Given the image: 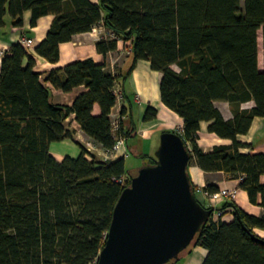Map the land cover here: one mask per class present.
I'll use <instances>...</instances> for the list:
<instances>
[{"label": "trees", "instance_id": "16d2710c", "mask_svg": "<svg viewBox=\"0 0 264 264\" xmlns=\"http://www.w3.org/2000/svg\"><path fill=\"white\" fill-rule=\"evenodd\" d=\"M25 11L32 13V27L43 16L54 17L45 39L35 48L50 63L59 61L61 43L99 25L116 37L98 41L97 51L106 57L117 50L119 41H131L133 62L121 75L91 58L51 70L45 81L56 89L87 88L72 105H60L51 103V90L35 70L29 48L15 42L3 55L0 264H93L98 259L114 207L131 182L125 158L101 161L81 145L77 158L58 161L49 147L55 141L74 139L75 130L65 124L74 114L95 144L111 149L113 88L120 81L125 94L121 114L126 115L131 104L126 103L125 81L138 60L149 61L153 70L162 73L161 101L182 118L179 133L191 159L205 172H223L238 180L250 203L263 210L255 216L235 201H221L217 204L221 214L216 219L212 214L185 252L204 248L207 255L202 264H264V243L243 228L253 233L264 230V153H242L248 145L237 139L249 132L254 118H264V0H0V27L9 15L13 26L21 28ZM216 102L229 103L233 118L225 119ZM249 102L254 106L242 107ZM95 105L100 108L97 115ZM157 115L158 110L148 106L143 119L150 121ZM202 122H210V133L232 143L204 152L198 145ZM132 123L130 118L126 128L123 120L120 127L127 146L135 131ZM204 189L211 194L219 190L216 185ZM227 210L234 215L231 221L223 219ZM183 254L170 264L180 263Z\"/></svg>", "mask_w": 264, "mask_h": 264}, {"label": "crops", "instance_id": "0c3cea01", "mask_svg": "<svg viewBox=\"0 0 264 264\" xmlns=\"http://www.w3.org/2000/svg\"><path fill=\"white\" fill-rule=\"evenodd\" d=\"M94 3H98L99 0H91ZM52 15L41 17L37 21L35 27L31 26L32 13L31 11H25L23 15L24 25L14 27L12 24V18L7 15L5 18V25L0 27V68L3 55L10 50L13 43L18 41L21 33H25L28 37L34 40V45L31 49L33 52L36 67L35 70L41 73V80L50 88L51 97L50 101L53 104L60 105H72L76 97L87 90L85 86L75 87L70 92H64L63 90L56 89L50 82H46L45 79L49 72L56 68H63L66 65L84 60L87 58L93 59L96 63H106L107 67L112 72H117L119 75L125 73L133 62L132 57V42L119 41L117 50L109 53L106 57L100 54L96 49V43L101 40L102 35L99 30H92L86 33H80L73 37L70 42L60 44V58L57 63H50L43 57L39 56L35 52V48L45 39L48 30L50 29L53 21ZM99 28V26L97 27ZM174 68L177 69L176 66ZM162 73L151 68L150 62L147 60H138L130 76L125 81V89L127 93V106L129 109L127 114L123 117L126 128L128 127L129 120L133 121L132 128H135L134 133L128 139V149L130 154L136 151L143 154V146L137 141L143 139L148 142L149 148L157 147L159 142L155 141V138L164 131H176L180 132L183 127V120L172 110L167 108L160 98V81ZM130 87L133 95L131 99L126 86ZM133 103L138 105L137 117H134ZM221 107L215 103L220 109L225 119L233 118V112L230 104L227 102H220ZM228 104V105H226ZM148 106H152L158 110L157 118L145 121L143 119L145 111ZM254 106V102H249V107L242 105L243 108H251ZM100 108L98 105L94 106V114H99ZM65 124L75 130L74 139H64L61 141H55L50 144L49 150L53 157L62 161L66 157L77 158L82 151L81 145L85 146L87 150L93 153L98 160L101 161H115L118 157L106 158V150L100 145L95 144L91 138H89L82 130L75 115L71 114L65 121ZM210 122H202L201 129L199 131L198 145L204 152H210L214 146L217 145H229L232 143L231 139H225L217 136L214 133L208 131ZM131 139V140H130ZM238 141L247 144L248 146L241 148L242 153H264V118H254L249 132L247 134L238 135ZM136 140V143H134ZM133 141V144H130ZM155 145V146H154ZM135 147V148H134ZM126 159V157H125ZM126 161V160H125ZM188 171L191 176L193 185L195 187L204 188L207 185H216L219 190L221 189H234L237 191L235 203L242 208L248 214L260 216L262 214V208L250 203L247 192L239 188L238 180L229 179L223 172H205L199 168L195 159H191L188 166ZM264 183V176L261 178ZM198 200L205 206L207 201H210L208 197L203 195H197ZM221 203V202H219ZM212 202L210 201V205ZM234 215L230 211H225L223 219L226 221L233 220ZM256 233L264 237V230L255 229ZM207 251L201 246L195 247L190 254L182 259L178 264H202Z\"/></svg>", "mask_w": 264, "mask_h": 264}, {"label": "water", "instance_id": "95a60500", "mask_svg": "<svg viewBox=\"0 0 264 264\" xmlns=\"http://www.w3.org/2000/svg\"><path fill=\"white\" fill-rule=\"evenodd\" d=\"M152 159L130 176V185L123 189L97 264H170L211 218L214 209L205 207L194 191L188 171L191 152L183 136L162 132ZM235 215L243 225L238 210Z\"/></svg>", "mask_w": 264, "mask_h": 264}, {"label": "built area", "instance_id": "2783aa9c", "mask_svg": "<svg viewBox=\"0 0 264 264\" xmlns=\"http://www.w3.org/2000/svg\"><path fill=\"white\" fill-rule=\"evenodd\" d=\"M98 27V26H97ZM93 28V30H99V33L102 35L101 39H108V38H115V34L109 30H107L104 25H99V28ZM19 43L24 45L25 47L31 49L34 45V40L28 37L25 33H21L18 38ZM113 93L115 95V106L111 112V126L112 131L115 135V143L113 144L112 148L106 151V158H113V157H127L130 152L127 146V138L120 134V127L123 121V117L125 115L121 114V109L125 100L124 89L120 81L115 82V86L113 88ZM182 131V129H181ZM180 131V132H181ZM120 182L124 184L126 182V178L123 177ZM196 195H203L208 197V199L212 202L211 206L214 209L213 217L216 219L220 214L221 211L217 208V204L221 201L225 200H236L237 191L234 189H221L219 192L211 194L206 191L204 188L196 187L194 189ZM97 264V260L93 263Z\"/></svg>", "mask_w": 264, "mask_h": 264}, {"label": "rangeland", "instance_id": "374dc122", "mask_svg": "<svg viewBox=\"0 0 264 264\" xmlns=\"http://www.w3.org/2000/svg\"><path fill=\"white\" fill-rule=\"evenodd\" d=\"M258 47H259V68L260 69H262L263 68V38H262V29H260L259 31H258ZM126 88H127V91H128V93H129V95H130V97H131V95H133L132 94V92H131V89H130V87H129V85L128 86H126ZM131 99L133 100V97H131ZM217 105L219 106V107H221L222 106V104L220 103V102H217ZM226 105H228V104H226ZM133 106H134V117L136 118L137 117V112H138V105L137 104H135V103H133ZM244 106H247V107H249V103H245L244 104ZM231 107V106H230ZM231 109H232V107H231ZM160 135H161V133L159 134V136H157L156 138H155V141L156 142H159L160 141ZM131 140V139H130ZM141 146H143V154H148L147 156L146 155H140V153L139 152H141L140 150H139V152L138 151H136L135 150V152L133 153V154H131V155H128L127 157H126V161H125V165H126V171H127V173L129 174V175H133V174H136L137 172H138V170H139V168H141L142 166H144V165H147V164H149V162H150V158H152V157H154L155 156V153H156V150H157V148H158V146L157 147H153L152 149L151 148H149V146H148V142L147 141H145V140H143V139H139L138 141H137ZM134 143H136V140H134ZM130 144H133V141H130ZM155 146V145H154ZM135 148V147H134ZM149 156V157H148ZM207 205H209V206H211L210 205V201H207ZM256 232V231H255ZM264 236V235H263ZM262 237V236H261ZM262 238H264V237H262ZM194 248H192L191 249V251L193 250ZM189 252V251H188ZM188 252H185L184 254H183V258L184 257H186L187 255H188Z\"/></svg>", "mask_w": 264, "mask_h": 264}]
</instances>
